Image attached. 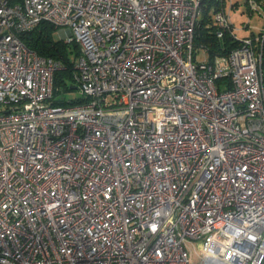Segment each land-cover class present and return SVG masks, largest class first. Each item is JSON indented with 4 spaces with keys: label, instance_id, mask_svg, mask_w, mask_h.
I'll return each mask as SVG.
<instances>
[{
    "label": "built area",
    "instance_id": "built-area-1",
    "mask_svg": "<svg viewBox=\"0 0 264 264\" xmlns=\"http://www.w3.org/2000/svg\"><path fill=\"white\" fill-rule=\"evenodd\" d=\"M0 0V264H260L264 26L238 37L212 0ZM247 22L264 0H245ZM208 7V9H209ZM75 42L84 102L53 103L57 59L20 34ZM202 50L203 58L197 59Z\"/></svg>",
    "mask_w": 264,
    "mask_h": 264
},
{
    "label": "trees",
    "instance_id": "trees-1",
    "mask_svg": "<svg viewBox=\"0 0 264 264\" xmlns=\"http://www.w3.org/2000/svg\"><path fill=\"white\" fill-rule=\"evenodd\" d=\"M212 0H205L208 4L204 7L203 18L199 20L194 37L195 46H205L209 50L212 57L215 54H225L237 45V40H232L228 35L218 40L215 37L214 26L211 17L207 14L209 3ZM57 28L48 23H42L35 28L22 32L20 38L24 44L37 54L57 59L61 62V68L54 73L53 79V103L56 105H73L84 102L83 97L71 100H62L57 98L59 86L65 85V88L72 89L74 84V63L79 54L78 47L75 42H66L64 39L55 37ZM73 54V57L71 55ZM69 79L71 85L66 84Z\"/></svg>",
    "mask_w": 264,
    "mask_h": 264
},
{
    "label": "rangeland",
    "instance_id": "rangeland-1",
    "mask_svg": "<svg viewBox=\"0 0 264 264\" xmlns=\"http://www.w3.org/2000/svg\"><path fill=\"white\" fill-rule=\"evenodd\" d=\"M233 3L237 4L234 8L231 10V17L233 20V23L236 27H241L240 30L236 31L238 37L250 35L251 31L258 32V30L264 26V17L259 15L258 13H255L251 16L250 26L248 28H242L244 23L247 22L248 16L246 11V4L245 0H232ZM229 6V0H226V7ZM207 14L211 17L213 16V4L209 7L207 10ZM203 18V14L199 15V19ZM59 30L57 29L55 32V37L60 38ZM73 57V54L71 55ZM203 58L202 50L200 49L197 53V59L201 60ZM66 84L69 86L72 83L69 79H66ZM57 98L62 100H71L74 98L82 97V94L78 88H72L67 89L65 88V85L59 86V90L57 91ZM187 252L189 254V258L191 260L192 264H198L200 262L199 253L197 251V248L195 246V241H192V243H188L187 245Z\"/></svg>",
    "mask_w": 264,
    "mask_h": 264
},
{
    "label": "water",
    "instance_id": "water-1",
    "mask_svg": "<svg viewBox=\"0 0 264 264\" xmlns=\"http://www.w3.org/2000/svg\"><path fill=\"white\" fill-rule=\"evenodd\" d=\"M73 88H75V87H73ZM260 264H264V257H262Z\"/></svg>",
    "mask_w": 264,
    "mask_h": 264
}]
</instances>
